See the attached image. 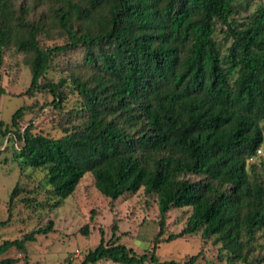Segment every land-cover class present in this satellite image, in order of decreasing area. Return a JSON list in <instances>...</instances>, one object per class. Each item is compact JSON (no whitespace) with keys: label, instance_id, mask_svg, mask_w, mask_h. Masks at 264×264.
<instances>
[{"label":"trees","instance_id":"1","mask_svg":"<svg viewBox=\"0 0 264 264\" xmlns=\"http://www.w3.org/2000/svg\"><path fill=\"white\" fill-rule=\"evenodd\" d=\"M9 49L28 68L24 94L49 98L62 132L32 133L30 121L20 130L35 103L0 121L18 171L44 172L49 198L38 207L56 209L89 173L104 198L141 192L157 208L149 249L119 244L112 225L80 264H194L197 255L180 263L154 254L194 235L228 264H264L263 0H0V65ZM76 51L79 65L47 78L54 60ZM68 96L76 103L64 113ZM22 192L16 184L9 193L8 217ZM171 209L187 219L163 238ZM50 230L48 221L3 240L0 264H16L2 256Z\"/></svg>","mask_w":264,"mask_h":264},{"label":"rangeland","instance_id":"2","mask_svg":"<svg viewBox=\"0 0 264 264\" xmlns=\"http://www.w3.org/2000/svg\"><path fill=\"white\" fill-rule=\"evenodd\" d=\"M215 38L222 42L219 29L216 30ZM4 60L5 63L0 65V121L8 125L11 114L21 105L35 103L36 111L40 105H44L42 111H34L35 114L29 112L23 116L19 123L20 130L30 121L32 133L40 131L50 138L62 136L56 126L57 114L48 104L50 99L39 94L29 98L24 94L30 75L21 55L9 49L4 52ZM80 60V51L54 60L47 78L56 81L69 64L79 65ZM75 103V98L68 96L67 102L62 104L63 112L71 111ZM73 121L74 117L67 122L74 124ZM259 155L262 156V151ZM11 156L9 143L0 137V222L7 220L4 226H0V243L21 238L36 228H43L48 221L51 222V230L25 243L24 251L18 252L12 248L2 257L12 258L16 264H80L87 252L98 244L100 235L104 242L110 240L112 225L115 226L119 244L130 248L137 255L149 249L157 232L158 213L154 201L145 199L141 192L111 201L95 190L92 176L86 173L73 193L59 207L45 211L46 208L38 207L49 198L43 182L44 172H19ZM16 184L25 192L13 200L8 217V195ZM25 198H32L33 202H23ZM187 215L186 209H171L165 219L163 238L178 233ZM83 227L87 229L86 235L80 231ZM217 249L218 246L212 245L211 241L204 242L199 235H194L167 243L160 242L154 254L159 262L173 260L182 263L188 257L197 255L194 264H228L225 257L217 253ZM95 264L113 263L102 260Z\"/></svg>","mask_w":264,"mask_h":264},{"label":"built area","instance_id":"3","mask_svg":"<svg viewBox=\"0 0 264 264\" xmlns=\"http://www.w3.org/2000/svg\"><path fill=\"white\" fill-rule=\"evenodd\" d=\"M256 153H257V154H259V153H260V151H259V150H257V151H256Z\"/></svg>","mask_w":264,"mask_h":264}]
</instances>
